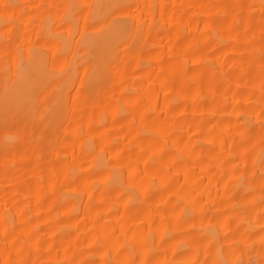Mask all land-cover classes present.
<instances>
[{"label": "bare ground", "instance_id": "obj_1", "mask_svg": "<svg viewBox=\"0 0 264 264\" xmlns=\"http://www.w3.org/2000/svg\"><path fill=\"white\" fill-rule=\"evenodd\" d=\"M0 264H264V0H0Z\"/></svg>", "mask_w": 264, "mask_h": 264}]
</instances>
